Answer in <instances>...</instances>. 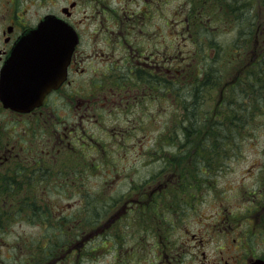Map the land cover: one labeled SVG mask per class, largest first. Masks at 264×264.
I'll return each instance as SVG.
<instances>
[{
  "label": "rangeland",
  "instance_id": "rangeland-1",
  "mask_svg": "<svg viewBox=\"0 0 264 264\" xmlns=\"http://www.w3.org/2000/svg\"><path fill=\"white\" fill-rule=\"evenodd\" d=\"M76 1L73 20L78 21V29L84 36L81 50L88 54L100 50L109 52L104 35H97L96 30L113 29L114 13L122 9L130 12L146 9L145 21L133 18L134 24L129 27L136 29L123 33L130 45H144L146 34L150 36V46L154 51L160 50L159 57L154 59L164 64L165 87L158 88L155 84L151 125L123 130L120 135L113 128L119 130L118 124L122 127L129 124L125 119H131L132 115L125 116L119 110L111 113L101 110L97 122L91 119L85 126L87 134L80 130L74 134L76 139L82 137L70 144L67 162L57 161L53 168L46 170L51 173L50 177L32 186L44 188L46 183V191L26 197L27 202L35 198L34 206L41 209L54 204L59 224L43 226L15 221L3 230L8 244H1L0 250L10 255V262L19 260V247L13 248L16 244L12 240L23 233L28 238L27 242H19L26 252L24 264L29 259L31 264H46L48 259L44 257L65 236L69 240L59 248V259L53 264H214L215 256L211 253L224 250L219 243L225 244L226 238L228 251L242 252L260 244L261 234L256 227L260 217H254L251 225L249 214L253 205L264 203V109H253L248 115L243 130L248 128L254 132H248L243 139L233 136L235 144L240 145L236 155L225 161L213 155L215 170L209 172L208 179L199 175L197 160L190 152L186 153L184 146L188 140L190 151H195L201 142L199 134L185 139L181 130L186 116L182 105L186 97L190 100L195 86L201 94L198 117L205 113L210 121L224 120L228 111L219 106L220 95L232 97L244 109L241 113H250L247 109L250 100L242 82L234 83L247 71L246 61L264 53V0ZM63 4L60 1L58 6ZM34 11L40 9L31 6L27 13ZM140 30L141 35L137 37ZM119 47L123 48L122 73L133 53L128 51L122 35L112 45L120 53ZM84 66L113 71L112 67L108 68L109 61L103 64L89 58ZM216 129L222 131L219 127ZM178 145L182 146L177 149ZM165 149L178 152L175 156L181 157L180 173L186 175L180 180L182 184L170 187L175 161L173 157L169 162ZM183 168L189 169L188 172ZM69 172L73 173L74 188ZM159 172L169 175L170 182L165 191H153L148 201L141 197V203H148V207L137 212L126 211L118 217L115 228L92 232L101 223L94 225L103 219L104 209L113 203L112 208H107V214L117 211L128 197L127 194L123 197V193L131 184L144 183ZM118 173V178L113 179ZM196 179L201 181L198 183ZM151 187L141 191L149 192ZM194 233L199 237L197 241L191 237ZM252 233L256 235L247 240L246 235ZM183 239L190 243L185 254L179 244ZM69 246L66 256H60Z\"/></svg>",
  "mask_w": 264,
  "mask_h": 264
},
{
  "label": "flooded vegetation",
  "instance_id": "flooded-vegetation-1",
  "mask_svg": "<svg viewBox=\"0 0 264 264\" xmlns=\"http://www.w3.org/2000/svg\"><path fill=\"white\" fill-rule=\"evenodd\" d=\"M60 1H63L64 4L58 6ZM148 1L145 0L146 3ZM73 3L76 6L77 1L0 0V72L16 42L31 28L36 27L47 15L51 14L64 19L73 26L78 36V42L66 66L63 80L58 86L49 90L37 106L28 111H16L5 107L0 101V245L8 244L4 239L3 230L15 221L19 223L27 221L34 225L42 224L43 226L47 223L50 225L59 224V215L54 204H48L47 209H41L38 206H35L36 209H34L36 199H33L32 205V199L29 198L27 202L26 197H34L38 191H46V183L43 185L44 188L42 186L33 188L32 186L40 185L42 180L50 177L51 173L48 174L46 170L53 168L57 161L67 162L65 159L70 157L68 151L70 144L82 137L81 135L76 139L74 134H77L79 130L82 134H87L85 126L90 123L91 119L97 122L101 110L109 113L119 110L125 116L132 115L131 119H125V122L129 124L123 127L118 124L119 130L113 128V132L120 135L123 130L127 132L129 129H136V126H140L141 129L143 125H151L153 123L152 110L154 104L152 94L155 84L159 86L158 88L165 87L164 64H159L154 59L159 57L160 50L154 51L153 47L150 46L148 43L150 36L146 34L144 45H130L127 42V36L123 33L136 29L129 27L134 24L132 23L133 18L136 17L145 21L146 9L139 8L135 12L124 9L117 12L116 15L114 13L113 29L105 27L96 30L97 35H104L105 43L110 48L109 52L100 50L88 54L81 50L84 36L78 29V21L73 20L75 6L70 7ZM31 6H35L40 11L28 14L27 11ZM121 35L128 51L133 53L129 58L130 63L127 62V67L122 73L123 57L121 53L123 48L119 47L120 53L115 51L116 47L112 48V45L121 39ZM140 35L141 30L137 37ZM133 39L137 40L136 37ZM89 58L103 62V64L109 61L108 68L112 67L113 71L85 68L84 63ZM124 59L126 60L125 57ZM163 60L165 61V59ZM155 93L157 94L158 91ZM139 115L140 119L138 118ZM72 116L75 117L74 120H72ZM82 140L84 139L82 138ZM84 142L86 141L84 140ZM67 175H72L71 184L74 188L73 173L69 172ZM119 175V173L115 174L113 179L118 178ZM155 175V177L152 176L148 181L139 185L131 184L129 190L123 193V197L124 195L125 197L128 195V197L124 199L117 211L112 215L107 214V208L109 206L112 208L113 203L104 209L106 212L103 219L97 220L94 225L101 223L92 232L99 233L110 227L115 228L118 224L116 223L118 217L124 215L126 211L137 212L139 209L148 207V203H141L143 200L141 197H145L148 201L149 195L153 191L155 193L165 191V186L171 178L165 172H159ZM174 175L173 177H175ZM175 178L178 181H171L170 183L179 182V179ZM113 179L110 180L113 181ZM157 179L158 181L155 182ZM148 186H152L149 192L141 191ZM79 188L76 187L75 189L81 191L82 194L83 191ZM250 211L249 222L251 225L254 222V217H260L256 227L261 234L259 240L262 242L257 243L258 245L254 246L253 249L235 252L233 250L228 251L226 238L225 244L219 243L224 250L218 249L211 253L212 256H215L214 264H264V203L253 205ZM255 235L256 233L248 234L246 238L250 240ZM191 237L193 241L199 239L196 233ZM64 238L59 241L62 242V245L59 246V242L55 243L53 250L44 257L45 260L48 259L46 264H53L59 259V248L63 246L64 241L68 242L69 240L67 236ZM84 238L85 236L82 237V239ZM26 239L28 238L22 233L17 234L12 240L13 244H18L13 248L19 247V260L10 262V255L0 250V264H24L26 252L23 245L19 246V242H27ZM179 244L184 254L189 251L190 243L183 239ZM70 249L71 246L61 252L60 256L65 257ZM226 250L228 253L223 256L222 252ZM31 262L32 259L27 260L28 264Z\"/></svg>",
  "mask_w": 264,
  "mask_h": 264
},
{
  "label": "water",
  "instance_id": "water-1",
  "mask_svg": "<svg viewBox=\"0 0 264 264\" xmlns=\"http://www.w3.org/2000/svg\"><path fill=\"white\" fill-rule=\"evenodd\" d=\"M77 42L71 26L45 16L11 49L0 72V99L15 110L27 111L59 85Z\"/></svg>",
  "mask_w": 264,
  "mask_h": 264
},
{
  "label": "trees",
  "instance_id": "trees-1",
  "mask_svg": "<svg viewBox=\"0 0 264 264\" xmlns=\"http://www.w3.org/2000/svg\"><path fill=\"white\" fill-rule=\"evenodd\" d=\"M248 65L247 71H242L243 73L240 75V78L243 75L244 77L241 79L239 78L234 83L237 85L242 82L241 84L246 92V97L250 100V106L247 108L250 110V113H246L247 115L241 113L244 109L235 102L232 97L220 95L219 106L226 108L228 111L223 117L224 120L218 118L216 121H210L205 113L198 117V109L201 103L199 99L201 94L196 86L194 87V92H192L191 97L189 98L190 100L188 101V98L186 97L183 102L182 106L185 107L186 115L183 119L184 126L181 130L184 136L183 138L188 139L198 133L201 139V142L196 146L195 151H190L191 146L187 143L189 142L188 140L184 146L186 147V153L190 152L197 160V162L195 161V165L199 170V175H202L203 179H208L210 176L209 172L215 170V168H213V164L215 163L213 161V155L219 156L217 158L222 161L227 160L230 156L236 155V150L240 149V145L235 144L236 140L233 139V136H236L239 139H243L247 136V133L251 131H249L248 128L243 130V127L247 123L248 115L252 114L251 111L253 109H264V53L262 52L260 55L258 54ZM241 91H243V89H241ZM227 108L232 111V114ZM199 121H201V124H199ZM218 127L222 131H218L216 129ZM252 132H254V130ZM176 135L178 136V134ZM220 141H222L223 144H220ZM171 146L174 148L173 144ZM181 146L182 145H178L177 149ZM177 153L178 152H169L165 149V154L168 157L169 162H171L174 157L175 163H173L172 167L174 169L173 173L180 182V180L186 175L180 173L179 166L181 164V157H176L175 155H177ZM178 170L179 172H177ZM183 170L188 172L187 170L189 169L186 170L183 168ZM156 181H158V179L155 180V182ZM196 181L199 183L201 180L196 179ZM179 182L175 184L178 185ZM175 184H171L170 187ZM180 184L182 183L180 182ZM196 190L201 191L202 188ZM188 195L191 197V193H188ZM31 204L33 205V202ZM34 209H36L35 206ZM16 246H18V244H16Z\"/></svg>",
  "mask_w": 264,
  "mask_h": 264
}]
</instances>
